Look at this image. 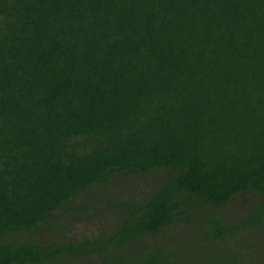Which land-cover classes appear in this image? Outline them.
<instances>
[{
    "label": "trees",
    "instance_id": "16d2710c",
    "mask_svg": "<svg viewBox=\"0 0 264 264\" xmlns=\"http://www.w3.org/2000/svg\"><path fill=\"white\" fill-rule=\"evenodd\" d=\"M0 264H264V0H0Z\"/></svg>",
    "mask_w": 264,
    "mask_h": 264
}]
</instances>
